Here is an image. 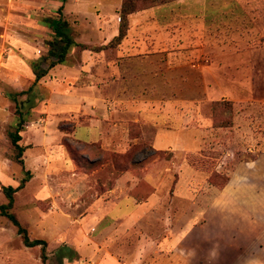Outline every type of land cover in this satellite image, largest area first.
<instances>
[{
	"label": "rangeland",
	"instance_id": "obj_1",
	"mask_svg": "<svg viewBox=\"0 0 264 264\" xmlns=\"http://www.w3.org/2000/svg\"><path fill=\"white\" fill-rule=\"evenodd\" d=\"M122 1L0 0V150L6 157L19 163L9 134L20 119L24 120L21 135L23 131L45 132V122L40 121L47 116L43 115L42 107L47 94L45 87L52 80L51 72L60 66L35 81V71L47 66L44 58L53 37L52 28L42 20L54 17L63 5V15L75 42L87 48L102 47L103 38L109 43L113 31L118 29ZM228 1L240 6L244 13L237 14L235 20H202V6H223ZM135 15L130 19L132 35L139 21L149 23L160 16L157 21L166 23L161 28L171 40L164 41L161 49H166L165 54L169 53L171 58L163 60L158 56L150 61L124 58V62L116 63L117 47L105 49L103 58L111 69L103 78L106 83L103 98L109 112L103 151L95 153V162L82 161L81 154L88 146L83 147L73 139L76 120L64 116L56 121L54 130L61 133L62 126L67 134H56V138L60 137L52 144L45 141L35 147L45 157L52 156L50 165L46 166L45 158L40 168L31 167L30 192L28 189L17 198L14 195V202L22 209L20 206L10 212L20 218L30 239L46 242V264H161L163 255L179 245L189 222L202 221L198 212L217 194L218 189L212 184L220 185L221 178L238 161H248L264 152V0H180ZM103 24L107 29L104 37ZM144 30L142 35L139 33L140 39L149 37L151 31L159 32ZM126 44L127 40L123 46ZM143 45L140 52H152L147 44ZM127 48L120 52L130 53ZM82 51L80 47L70 50L66 65L73 64ZM227 53L234 54L235 59L225 58L213 64L234 63L235 68L211 72L201 69L212 63L209 58L213 55ZM122 98L129 102L118 103ZM213 102L221 104L215 107ZM35 112L39 118L30 117ZM228 121V126L224 125ZM155 127L170 131L187 128L186 136L182 137L187 148L177 145L178 140L173 137L163 149H155ZM86 132L81 128L78 134ZM25 143L34 148L31 140ZM62 158L64 162L60 161ZM70 159L78 164L81 173L90 175L98 170L94 176L103 180V188L84 179L88 186L80 192L79 200H71L67 187L71 174L66 165ZM57 160L58 168H54ZM12 170L16 168L13 166ZM127 172L139 180H133L132 184L129 181L123 192L140 202H147L154 195L159 202L145 218L127 224L125 238L116 241L111 236H97L100 222L95 229L84 231L80 229L84 221L68 219L71 203H80L79 212L83 214L92 206V195L103 189V200H107L110 193L106 192L115 179ZM212 174L219 176L214 182L210 181ZM146 176L158 180L157 187L148 188L143 182ZM23 178L24 171L20 180ZM41 192H45L44 197L32 204L28 193L34 198ZM5 202L0 191V205ZM28 209L29 213L25 212ZM34 212L42 219L35 220ZM40 256L39 246L24 247L16 229L5 217H0V264H42Z\"/></svg>",
	"mask_w": 264,
	"mask_h": 264
},
{
	"label": "crops",
	"instance_id": "obj_2",
	"mask_svg": "<svg viewBox=\"0 0 264 264\" xmlns=\"http://www.w3.org/2000/svg\"><path fill=\"white\" fill-rule=\"evenodd\" d=\"M164 6L166 5L155 8ZM200 12L202 20L209 19L210 15L214 19L216 18L215 15H219V13H228V20H235L238 17L237 14L244 13V10L228 1V4L223 6H202ZM159 17H155V20H151L149 23L139 21L134 26L133 35L130 34L132 29L130 22L128 34L117 47L114 54L117 58L116 63L120 60L124 62V58L143 61L154 60L158 56L162 57L163 60H166V57L171 58L169 53L165 54L168 52L166 49H161V46H164L163 42H168L171 38L166 35L165 30L164 32L162 31L161 27L166 26V23L157 21ZM105 27L106 24H103V37L107 32ZM147 28L159 31L158 33L151 31L149 37L143 38L148 40L149 43L143 42V39L141 38V40L139 37V33L142 35V31ZM116 34L117 29L113 31V36ZM126 40L128 44L123 46ZM107 43L108 41L103 38V46L107 45ZM143 44H147V49L152 48V52H140L144 46ZM123 47H128L127 49L130 50V53L122 54L120 51H122ZM73 49L74 47L70 50ZM100 52L83 50L75 57L73 64L59 65L60 67L57 70L51 72L53 77L49 81V86L45 87L47 94L44 97L45 104L42 105L44 109L43 115L47 114V116L40 120L45 122V128H43L45 132L43 134L36 130L38 133L34 131L32 134H28V132L23 131L22 135L20 134L21 143L19 145L26 147L20 158L22 164L14 162L11 157H6L0 150L1 192L2 187H6L8 182L13 183L11 187H18L22 180L20 178L23 171L27 180L26 185L19 189L20 191L14 193L15 198L28 189V192H30V181H28L30 178L27 177V174H29L28 170L31 167L40 168L45 158L46 166H48L52 158V156L50 159L47 156L45 157L43 151L40 150L39 152L35 147L41 146L45 141H47L45 142L47 145L52 144L55 139L60 137V135H57L56 138V134L66 135L59 131L56 133L54 130L56 121L63 119L64 116L68 120H76L72 137L83 147L88 146L87 151L81 154L86 163L95 162V153L103 151V141L107 142L108 136L105 133V122L108 120L109 115V112H107V100L103 98V91H105L106 86V83H103L105 82L103 78L106 77V71L108 72L111 68L105 57L103 58L105 50ZM235 57L232 53L215 54L209 58L212 63L203 65L201 69L211 72L214 69L217 71L235 68L234 63H229L227 66L223 63L213 64L214 61H221L225 58H228L229 61L230 59H235ZM117 84L120 86V83ZM39 87L41 86L39 85ZM117 102L125 104L129 100L122 98L117 100ZM23 115V117H26V112ZM19 117L21 116L19 115ZM30 117L39 118L36 112ZM50 123L53 126V129L51 128L52 131L48 128ZM23 126L24 122L22 130ZM81 128L86 129L87 132L79 135V129ZM186 133L187 128L184 127L176 131L155 127L153 147L161 150L163 149L162 146H167V140L174 137L178 140L177 145L185 149L187 144L184 143L182 137L186 136ZM52 136H55V138H52ZM29 140L33 142L34 148L25 143V141ZM42 147L46 146L43 145ZM94 149L96 151H92ZM64 159L62 158L60 161L64 162ZM63 162L60 164H65ZM54 165H56L54 168H58V160L55 161ZM66 165L68 166V173L71 174L67 181L71 200H79L80 192L88 186V184L85 185L84 179H88L91 184L98 185V188H103V180H99L94 176L98 170L92 171L90 175L81 173L78 164L71 159ZM13 166L16 170H12ZM51 170L56 171L55 169ZM60 171L61 169H58V172ZM227 176L229 178L228 183L222 189L217 190V194L198 212L202 221L196 224L193 221L189 222V227L182 233L183 237L180 239L179 245L173 247L172 244V250L163 255L161 264H264V152L257 153L248 161H238L229 170ZM133 180L139 179L128 172L118 176L113 186L106 192L110 193V197L108 196L107 200H103V189L102 192H96L92 195V206L88 207L83 214L79 212L80 203H71L68 219L84 221L85 223L80 226V229L84 231H90L97 222H100L101 225L97 227L100 229V233L97 236H111L116 238V241L125 238L128 235V231L125 228L127 224L131 221L145 218L150 213V208L159 202V199L154 195L148 198L147 202H140L138 199L129 196L128 192H123L122 190L128 189V182L131 181L132 184ZM143 182L151 189L157 187L156 185L159 183L158 180L153 179L151 176L143 178ZM28 194L32 203L33 201L36 202L35 199L44 197L45 192L39 193L34 198L31 197L30 193ZM20 206L16 202L13 204V208ZM25 207L23 206V208ZM20 209H22V206ZM28 211L29 209L25 212L29 213ZM41 217L37 213L35 220L39 221L42 219ZM113 224L116 225L113 226Z\"/></svg>",
	"mask_w": 264,
	"mask_h": 264
},
{
	"label": "trees",
	"instance_id": "obj_3",
	"mask_svg": "<svg viewBox=\"0 0 264 264\" xmlns=\"http://www.w3.org/2000/svg\"><path fill=\"white\" fill-rule=\"evenodd\" d=\"M180 0H123L118 14H119V24L117 29V34L114 36L107 45L102 47H93V48H87L84 45H79L75 42L73 37V32L71 29V26L66 20V18L63 15V5L59 6V8L56 10L54 17L44 18L42 22L46 24L47 26H50L53 30V37L50 42H48V51L47 56L44 58V61L47 63V66L45 69L36 70L35 71V81L40 80L42 77H44L47 74V71L50 69H53L57 65H65L67 61V56L71 48L73 47H80L81 50H90L91 52H100L101 50H105L107 48H113L118 47L123 40L126 38L128 29L130 26V17L133 14H136L138 12H143L148 9H152L155 7L163 6V5H169L175 2H178ZM64 2V0H62ZM210 15V14H209ZM219 17V18H218ZM229 17L228 13H219L217 14L216 19H226ZM212 16L210 15V19ZM213 106H219L220 102H213ZM23 119H20L16 125V128L14 132L9 134L11 144L17 151V158L16 160L22 164L21 155L23 151L26 149L25 146H20L18 142L21 140L20 132L22 130L23 125ZM230 123V121L226 122L224 125H227ZM223 126V125H220ZM218 126V127H220ZM60 131L64 132V134H67V129L62 127L60 128ZM66 141V140H65ZM66 144V142H64ZM67 146V144H66ZM154 153L153 150H150ZM82 161L83 158H81ZM29 174H27L28 177ZM219 176L217 174H212L210 177V181L214 182V180L218 179ZM222 182L220 185H214L213 187L220 190L222 189L227 183H228V176L221 178ZM26 178H23L19 184L18 187L13 188L11 186L2 187V194L4 195L6 202L4 204L0 205V217H5L12 226L16 229L17 235L21 238L22 244L24 247L27 248H34L39 246L41 249V262L42 264H46L47 256L45 254V248H46V242L41 239H30L27 231L25 228L22 227L19 220L17 219L16 215L13 212H10L13 208L14 204V193L17 192L19 189L24 187L26 183Z\"/></svg>",
	"mask_w": 264,
	"mask_h": 264
}]
</instances>
